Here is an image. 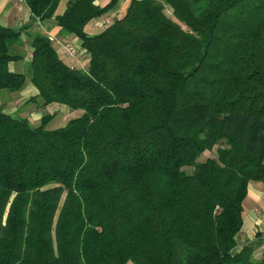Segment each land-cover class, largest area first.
Here are the masks:
<instances>
[{
  "label": "trees",
  "instance_id": "obj_1",
  "mask_svg": "<svg viewBox=\"0 0 264 264\" xmlns=\"http://www.w3.org/2000/svg\"><path fill=\"white\" fill-rule=\"evenodd\" d=\"M97 1L25 0L85 70L34 31L29 73L10 71L22 32L0 25V91L29 79V102L82 112L49 129L0 100V264H264L233 253L264 184V0H131L90 35L118 2Z\"/></svg>",
  "mask_w": 264,
  "mask_h": 264
},
{
  "label": "crops",
  "instance_id": "obj_2",
  "mask_svg": "<svg viewBox=\"0 0 264 264\" xmlns=\"http://www.w3.org/2000/svg\"><path fill=\"white\" fill-rule=\"evenodd\" d=\"M69 0H60L56 14L64 13ZM111 0H98L101 6H106ZM131 0H118L116 6L111 9L103 18L86 27V32L90 35L98 34L105 27L110 25L115 19L121 18ZM98 22L106 23L104 27ZM0 25L9 27L17 32H22V45L14 44V52L24 56L23 60L11 62L9 69L12 72L28 74L32 59V49L29 44V34L38 31L49 36L54 43V47L60 58L70 67L85 70L89 63V55L82 48V41L73 34H63L60 27L54 20L40 21L34 17L25 0H0ZM70 48L76 49L75 57H71ZM39 94L36 86L28 79L23 90L8 94L10 106H3L4 111L14 117L28 118L32 124L39 126L45 114L56 115L57 113L72 112L67 107L52 104L47 107H38L29 100ZM7 99V100H8ZM3 103V102H1ZM20 104V105H19ZM19 105V107H18ZM19 108V109H18ZM55 111H58L56 114ZM79 112V111H77ZM19 113V116L17 115ZM76 113V112H75ZM243 227L238 235V245L233 253H239L243 247L252 246L254 248V259L260 261L264 257V184L251 183L248 196L243 203Z\"/></svg>",
  "mask_w": 264,
  "mask_h": 264
},
{
  "label": "rangeland",
  "instance_id": "obj_3",
  "mask_svg": "<svg viewBox=\"0 0 264 264\" xmlns=\"http://www.w3.org/2000/svg\"><path fill=\"white\" fill-rule=\"evenodd\" d=\"M166 13L168 16L172 17L173 18V15H172V11L171 10H166ZM107 23V22H106ZM104 22H98V25H101L102 27H104V25L106 24ZM106 26V25H105ZM75 57V56H74ZM11 92L9 90H1L0 91V100L1 102H3V106L7 107V104H8V107L10 106V103H9V96L8 94H10ZM8 99V100H7ZM20 105V104H19ZM18 105V107H19ZM19 109V108H18ZM58 111H55L54 114H56ZM82 114L81 111L79 112H65V113H57L53 120L50 122L48 128L49 129H57V128H60L62 126H64L71 118H75V117H78ZM17 115L19 116V113H17ZM43 115H45V113L43 112ZM34 125V124H33ZM215 155V152H211V153H207L204 155L203 159L205 160L206 158L208 157H212ZM202 159V158H201ZM189 172H191V169H188Z\"/></svg>",
  "mask_w": 264,
  "mask_h": 264
},
{
  "label": "built area",
  "instance_id": "obj_4",
  "mask_svg": "<svg viewBox=\"0 0 264 264\" xmlns=\"http://www.w3.org/2000/svg\"><path fill=\"white\" fill-rule=\"evenodd\" d=\"M70 55L71 57H74L76 55V49L70 48Z\"/></svg>",
  "mask_w": 264,
  "mask_h": 264
}]
</instances>
